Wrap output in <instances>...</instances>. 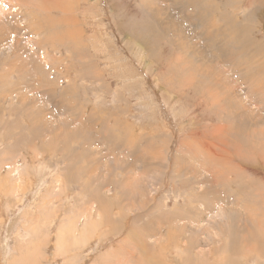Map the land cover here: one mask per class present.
I'll use <instances>...</instances> for the list:
<instances>
[{
  "label": "rangeland",
  "instance_id": "obj_1",
  "mask_svg": "<svg viewBox=\"0 0 264 264\" xmlns=\"http://www.w3.org/2000/svg\"><path fill=\"white\" fill-rule=\"evenodd\" d=\"M9 1L0 264H264V0Z\"/></svg>",
  "mask_w": 264,
  "mask_h": 264
},
{
  "label": "bare ground",
  "instance_id": "obj_2",
  "mask_svg": "<svg viewBox=\"0 0 264 264\" xmlns=\"http://www.w3.org/2000/svg\"><path fill=\"white\" fill-rule=\"evenodd\" d=\"M9 1V0H8ZM13 1V0H12ZM16 1V0H15ZM9 2H11V1H9ZM11 4V3H10ZM13 5V4H12ZM19 5V4H18ZM8 6H9V4L7 3V0H0V14L1 15H4V12L8 9ZM12 8H14V7H12ZM16 8V7H15ZM6 9V10H5ZM11 9V8H10ZM11 12H13V10L11 9ZM14 13V12H13ZM12 13V14H13ZM169 14V13H168ZM173 14V13H172ZM4 20V19H3ZM4 23H7V22H4ZM1 31L2 30H0V33H1ZM1 35V34H0ZM17 51V50H16ZM20 51V50H19ZM18 52V51H17ZM18 53H20V52H18ZM25 67H26V65H25ZM221 71V70H220ZM230 75V74H229ZM22 79V78H21ZM24 79V78H23ZM22 81V80H21ZM14 82V81H13ZM7 83V82H6ZM4 84V83H3ZM5 88V87H4ZM8 88V87H7ZM11 89H12V87H11ZM16 92V91H15ZM262 102V101H261ZM11 103V102H10ZM112 133V132H111ZM110 141V140H109ZM119 141V140H118ZM26 171H27V173L29 174V171H28V168H26ZM16 174H22V172H20V171H17L16 172ZM203 195V194H202ZM35 206V205H34ZM42 206H43V204H42ZM55 210V209H54ZM262 212V211H261ZM263 213V212H262ZM25 215H27V214H25ZM72 219V218H71ZM76 221H78V220H76L75 218H74V220H72V221H70L69 222V225H68V230H67V232H68V234H72V232H74L76 229L74 228L76 225H77V223L78 222H76ZM66 228V227H65ZM65 228H64V230H65ZM72 228H74V229H72ZM77 228V227H76ZM84 229V228H83ZM76 233H77V231H76ZM123 235V234H122ZM27 236V235H26ZM28 237V236H27ZM23 239L25 238V236H23L22 237ZM19 245V244H18ZM17 250V249H16ZM27 251V250H26ZM28 252V251H27ZM103 262V261H102Z\"/></svg>",
  "mask_w": 264,
  "mask_h": 264
}]
</instances>
